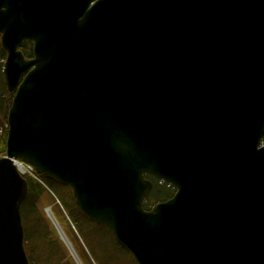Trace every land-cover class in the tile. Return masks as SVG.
I'll use <instances>...</instances> for the list:
<instances>
[{"label":"water","instance_id":"obj_1","mask_svg":"<svg viewBox=\"0 0 264 264\" xmlns=\"http://www.w3.org/2000/svg\"><path fill=\"white\" fill-rule=\"evenodd\" d=\"M0 35V264H32L19 159L138 264H264V0H0Z\"/></svg>","mask_w":264,"mask_h":264},{"label":"trees","instance_id":"obj_2","mask_svg":"<svg viewBox=\"0 0 264 264\" xmlns=\"http://www.w3.org/2000/svg\"><path fill=\"white\" fill-rule=\"evenodd\" d=\"M22 51L26 58H33V41L26 40L22 47ZM6 57L7 53L2 48L0 43V73L2 79V87L0 88V157L5 155L7 150L8 113L14 98V94L8 90L5 82L4 64ZM35 174L37 177L30 175L26 176L29 192L21 207L22 219L25 227V248L29 247L28 252L31 251L34 253L37 258L43 256L44 260L42 263L44 264H68V262L65 263L63 261V254L65 253L60 249L62 247L64 248V246L60 241L59 233L56 227L52 224L51 220L46 217L43 209L41 208L42 205H51L54 207V205L58 204L57 201H59L66 211L67 216L70 217L79 233L82 234L85 226H93L103 229L110 235L111 241L116 246L117 250L123 252V254H120V256L118 254L115 255L116 258L121 257V255L128 256L129 259L132 258L135 261V264H137L134 256L127 249L123 248L117 243L112 233L106 227L94 223L80 210L76 204L73 190L70 186L62 184L56 179L44 175L37 169ZM145 176L154 183L152 190L144 202L146 209H151L158 202L168 200L174 196L176 188L173 185L165 181L163 182L161 179L151 173H147ZM55 186H58L59 189L56 190ZM94 250L95 249L93 247L90 248L91 255L93 258H96L99 261V264H109L111 258H113V255H111L110 252H108V256H110L108 261L105 260L106 258L103 255L94 256L92 254ZM47 254L49 256L45 258ZM80 255L83 263H85L83 254L80 253ZM28 256L31 263H33L36 257L34 258L33 254L31 253H28ZM51 259L53 262L49 261ZM89 263L91 264L90 261ZM111 264H113V260Z\"/></svg>","mask_w":264,"mask_h":264},{"label":"rangeland","instance_id":"obj_3","mask_svg":"<svg viewBox=\"0 0 264 264\" xmlns=\"http://www.w3.org/2000/svg\"><path fill=\"white\" fill-rule=\"evenodd\" d=\"M1 87H2V79H1V73H0V88ZM7 124H8V121H7ZM27 171H24V173L26 172L24 174L25 177L27 175L37 177V175H35L33 172L30 173ZM55 189L57 190V189H59V187L55 186ZM57 203L58 204L54 205V207H52L51 205H42L41 208L43 209L46 217H48L51 220V218L48 216V213L46 211L47 207H51L53 213H55V216L57 217V219H58L59 223L61 224L62 228L64 229L65 233L67 234V236L71 240V242H72L73 246L75 247L77 253L79 254L80 258H81L80 253L83 254V257L85 259V263H83V264H90L89 261L91 262V264H99V261L96 258H93L91 255V252H90L91 247H93L95 249L92 252V254L94 256L103 255V256H105L106 261L109 260L110 256H108V252H110L111 255H113V258H111L109 264H111L112 260H113V264H135V261L132 258L129 259L128 256L121 255V257L116 258L115 255L118 254L120 256V254H123V252L117 250L116 246L111 241L110 235L107 232H105L103 229H100L98 227H93V226H91V227L85 226L83 229V232H82V234L84 235V237H83V235L81 233H79V231L77 230V228L75 227V225L71 221L70 217L67 216V213L64 210L63 206L59 203V201H57ZM51 222L54 225L52 220H51ZM59 238H60L61 243L64 246V248L63 247L60 248L65 253V254H63V256H64L63 261L65 263L68 262V264H78V262L72 256V254H71L70 250L68 249L67 245L65 244V242H63L61 237H59ZM36 247H38V246H36ZM26 250H27V254L31 253V254H33L34 258L36 257L35 254L32 253L31 251L28 252L29 247H27ZM86 253H87L89 258L87 257ZM48 256L49 255L47 254L45 256V258H47ZM43 260H44L43 256L38 257V258L36 257L35 261L32 264H44V263H42ZM49 261L53 262L52 259ZM55 261H56V259H55Z\"/></svg>","mask_w":264,"mask_h":264},{"label":"built area","instance_id":"obj_4","mask_svg":"<svg viewBox=\"0 0 264 264\" xmlns=\"http://www.w3.org/2000/svg\"><path fill=\"white\" fill-rule=\"evenodd\" d=\"M17 163H19V165L21 166V168L24 170V171H27V172H34V166L31 165V164H28V163H24V162H20L18 161Z\"/></svg>","mask_w":264,"mask_h":264},{"label":"flooded vegetation","instance_id":"obj_5","mask_svg":"<svg viewBox=\"0 0 264 264\" xmlns=\"http://www.w3.org/2000/svg\"><path fill=\"white\" fill-rule=\"evenodd\" d=\"M2 42V38H1V35H0V43ZM34 43V42H33ZM1 45H2V43H1ZM24 45V44H23ZM23 47V46H22ZM11 93H13V92H11ZM14 94V93H13Z\"/></svg>","mask_w":264,"mask_h":264}]
</instances>
